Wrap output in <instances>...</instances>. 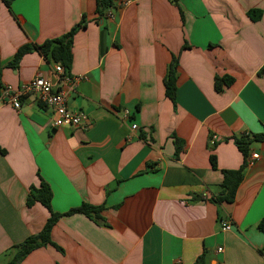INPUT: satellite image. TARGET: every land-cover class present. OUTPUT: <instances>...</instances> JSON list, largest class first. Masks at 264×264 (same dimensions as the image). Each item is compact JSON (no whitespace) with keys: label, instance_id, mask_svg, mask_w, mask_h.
<instances>
[{"label":"crops","instance_id":"obj_1","mask_svg":"<svg viewBox=\"0 0 264 264\" xmlns=\"http://www.w3.org/2000/svg\"><path fill=\"white\" fill-rule=\"evenodd\" d=\"M97 2L13 0L9 10L0 0V89L40 73L87 116L79 127H54L52 109L34 95H21L18 109L0 100V264L50 215L26 205L40 178L55 212L104 205L105 225L63 216L50 234L60 249L39 247L19 264H195L202 254L205 264H264V142L251 145L258 158L234 201L209 200L221 171L243 162L228 139L264 131V0H178L182 16L171 0H115L103 16ZM82 16L63 74L80 77L73 87L35 51L7 67L18 47L60 37ZM173 55L175 105L164 88ZM215 76L233 80L216 91ZM174 137L183 142L178 157Z\"/></svg>","mask_w":264,"mask_h":264},{"label":"trees","instance_id":"obj_2","mask_svg":"<svg viewBox=\"0 0 264 264\" xmlns=\"http://www.w3.org/2000/svg\"><path fill=\"white\" fill-rule=\"evenodd\" d=\"M6 7L10 10V6L13 0H2ZM115 0H98L97 2V11L100 16L104 15L105 9H109L114 5ZM180 10L178 0H171ZM252 13L254 11H251ZM182 16V11L180 10ZM85 18L82 16L79 22L74 24L71 29L53 39H46L41 43H25L18 47L16 50L13 59L7 64V67H15L26 53L37 52L47 61H52L54 63H59L63 67V74L69 75L71 63H72V44L73 37L75 33L82 27L85 26ZM186 46V44H184ZM264 70V66L261 69V72ZM260 72V73H261ZM1 73V67H0ZM177 78H178V56L173 55L168 67L167 72L164 77V88L165 95L173 102L176 103V91H177ZM233 78L229 76H215L214 87L216 91H221L223 86L229 85L232 82ZM232 140L237 149L241 152L243 156V162L237 169H223L221 172L223 174L222 182L219 184V191L217 194L209 198L210 201L221 204L223 202H233L235 199V194L237 188L241 181L243 180L244 170L248 166L247 158L250 154L251 145L254 142L263 143L264 142V131L258 133L251 132H242L238 135H234ZM175 144V157L179 156V153L182 149L183 142L174 137ZM215 144L210 145V148L213 149ZM209 160L211 166L216 169V159L213 154H210ZM52 190L47 182L40 178V184L38 187L31 185L26 197V205L31 206L36 202L41 203L47 210L50 215L47 218L42 229L36 234L27 236L20 243L14 244L5 251L6 262L4 264H19L21 260L28 255L31 251L46 246L48 244L53 245L59 248L51 240V229L55 223L63 216H68L75 213H81L90 219L94 220L98 224L105 225L101 212L104 209V205H92L86 202L81 203L79 206L70 208L65 212H55L51 207L52 200ZM257 229L264 233V214L260 218ZM60 249V248H59ZM195 264H205L204 255H200L196 258Z\"/></svg>","mask_w":264,"mask_h":264},{"label":"built area","instance_id":"obj_3","mask_svg":"<svg viewBox=\"0 0 264 264\" xmlns=\"http://www.w3.org/2000/svg\"><path fill=\"white\" fill-rule=\"evenodd\" d=\"M54 72L64 81L71 82L72 87L80 80V77L64 76L63 67L59 63L54 64ZM24 94L34 95L39 103L52 109V125L54 127H79L87 121V116L84 112L72 110L67 106L68 90L61 88L54 89L51 80L40 73L36 74L29 82L19 88H13L10 85L3 86L0 89V100L6 99L14 108L18 109L19 97ZM122 116L127 120L130 119V111L128 109L122 110ZM131 129H137V124L131 123ZM257 158L258 155L256 153H250L247 158V164L251 165ZM203 196L205 197L206 194ZM220 225L223 231L231 229V222L229 220H221ZM221 250L222 248L219 247L218 251Z\"/></svg>","mask_w":264,"mask_h":264}]
</instances>
